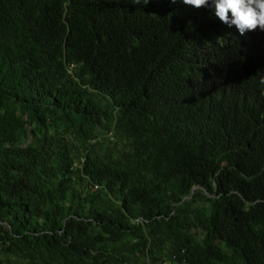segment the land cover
Here are the masks:
<instances>
[{"label":"trees","instance_id":"16d2710c","mask_svg":"<svg viewBox=\"0 0 264 264\" xmlns=\"http://www.w3.org/2000/svg\"><path fill=\"white\" fill-rule=\"evenodd\" d=\"M142 4L0 0V264H264V73Z\"/></svg>","mask_w":264,"mask_h":264},{"label":"clouds","instance_id":"9594fccd","mask_svg":"<svg viewBox=\"0 0 264 264\" xmlns=\"http://www.w3.org/2000/svg\"><path fill=\"white\" fill-rule=\"evenodd\" d=\"M151 0H133L134 4H147ZM176 8L177 18L183 19V45L194 49L192 64H208L214 61V49L202 42L207 41L215 48L216 56L223 63L217 72L212 73L208 82L230 79L233 69L242 66L257 74L264 73V54L254 56L242 48L240 37H262L264 33V0H159ZM142 4V5H143Z\"/></svg>","mask_w":264,"mask_h":264}]
</instances>
